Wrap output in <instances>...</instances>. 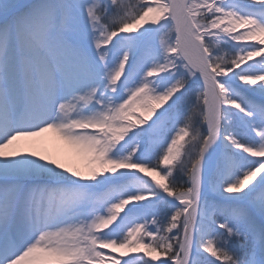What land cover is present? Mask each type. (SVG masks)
<instances>
[{
    "label": "snow or ice",
    "instance_id": "snow-or-ice-1",
    "mask_svg": "<svg viewBox=\"0 0 264 264\" xmlns=\"http://www.w3.org/2000/svg\"><path fill=\"white\" fill-rule=\"evenodd\" d=\"M0 264H264V0H0Z\"/></svg>",
    "mask_w": 264,
    "mask_h": 264
},
{
    "label": "bare ground",
    "instance_id": "bare-ground-1",
    "mask_svg": "<svg viewBox=\"0 0 264 264\" xmlns=\"http://www.w3.org/2000/svg\"><path fill=\"white\" fill-rule=\"evenodd\" d=\"M47 139V148L46 154L53 156L55 158L61 159L62 162L66 164H72L73 160L66 158V154L70 152L66 145L58 138L55 137V134L45 137Z\"/></svg>",
    "mask_w": 264,
    "mask_h": 264
},
{
    "label": "rangeland",
    "instance_id": "rangeland-1",
    "mask_svg": "<svg viewBox=\"0 0 264 264\" xmlns=\"http://www.w3.org/2000/svg\"><path fill=\"white\" fill-rule=\"evenodd\" d=\"M53 133H46L45 134V137L49 136V135H52Z\"/></svg>",
    "mask_w": 264,
    "mask_h": 264
}]
</instances>
